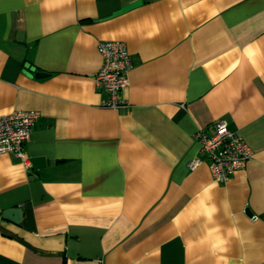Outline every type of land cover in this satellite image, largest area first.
<instances>
[{
  "label": "crops",
  "instance_id": "obj_1",
  "mask_svg": "<svg viewBox=\"0 0 264 264\" xmlns=\"http://www.w3.org/2000/svg\"><path fill=\"white\" fill-rule=\"evenodd\" d=\"M102 40L132 55L127 107L100 104ZM21 109L0 264H264V0H0V114ZM218 120L253 151L225 182L187 165Z\"/></svg>",
  "mask_w": 264,
  "mask_h": 264
},
{
  "label": "built area",
  "instance_id": "obj_2",
  "mask_svg": "<svg viewBox=\"0 0 264 264\" xmlns=\"http://www.w3.org/2000/svg\"><path fill=\"white\" fill-rule=\"evenodd\" d=\"M98 49L103 63L95 76L97 89L107 96L101 106L120 109L129 105L123 91L129 84V71L133 58L125 41L102 40ZM41 113L36 109H21L0 114V155L13 153L28 166L25 144L31 139L33 129ZM195 137L200 152L187 163L190 169L202 164L206 156L216 181H227L237 170L246 166L253 151L249 143L238 132L229 128L226 120H218L208 128H199Z\"/></svg>",
  "mask_w": 264,
  "mask_h": 264
},
{
  "label": "water",
  "instance_id": "obj_3",
  "mask_svg": "<svg viewBox=\"0 0 264 264\" xmlns=\"http://www.w3.org/2000/svg\"><path fill=\"white\" fill-rule=\"evenodd\" d=\"M45 73L43 72H38L37 75L41 76L44 75ZM23 214V209L21 207H11L8 209H5L3 211V217L9 220H12L16 223H19L21 221Z\"/></svg>",
  "mask_w": 264,
  "mask_h": 264
}]
</instances>
